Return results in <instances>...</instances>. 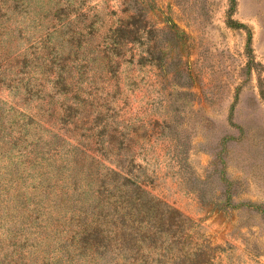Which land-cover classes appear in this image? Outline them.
<instances>
[{
  "label": "rangeland",
  "instance_id": "1",
  "mask_svg": "<svg viewBox=\"0 0 264 264\" xmlns=\"http://www.w3.org/2000/svg\"><path fill=\"white\" fill-rule=\"evenodd\" d=\"M227 9L0 0V264H264V0L232 14L258 71ZM134 185L182 222L142 241Z\"/></svg>",
  "mask_w": 264,
  "mask_h": 264
},
{
  "label": "trees",
  "instance_id": "2",
  "mask_svg": "<svg viewBox=\"0 0 264 264\" xmlns=\"http://www.w3.org/2000/svg\"><path fill=\"white\" fill-rule=\"evenodd\" d=\"M236 7V0H228V9L226 11V16H225V23L232 28H237V29H242L245 31L247 34V40H246V47H245V53L247 56V67L249 69H254V70H259L261 67V64L259 62H256L254 57H253V49L251 47V32L249 28L244 25L243 23H240L232 18V14L235 10ZM134 190L137 192H140L139 196H129L130 190L126 191L124 193H128L125 197H122L123 201L122 204L124 208L127 209L130 208L133 213H129L127 216V221L132 222L133 224H139L138 227L135 228V233L139 235H143L142 241H147L149 236L153 235L155 230H148L147 235H144L142 232V225L140 223L143 222V219L147 218L146 222L151 226V224H156L157 223V217L152 215V212L155 210L159 211L162 210L164 214H167L168 216L171 217H176L177 218V223L182 222L183 215L176 209L172 208L168 204H165L164 202L155 199L153 197H146L143 193L144 190H140L138 185H134ZM154 210V211H153ZM124 216V215H123Z\"/></svg>",
  "mask_w": 264,
  "mask_h": 264
}]
</instances>
